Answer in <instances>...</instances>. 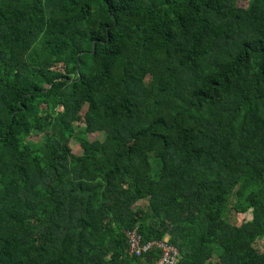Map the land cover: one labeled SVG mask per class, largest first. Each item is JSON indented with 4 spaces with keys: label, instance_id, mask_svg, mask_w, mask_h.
<instances>
[{
    "label": "trees",
    "instance_id": "obj_1",
    "mask_svg": "<svg viewBox=\"0 0 264 264\" xmlns=\"http://www.w3.org/2000/svg\"><path fill=\"white\" fill-rule=\"evenodd\" d=\"M241 1L0 0V264H157L134 230L264 264V0Z\"/></svg>",
    "mask_w": 264,
    "mask_h": 264
},
{
    "label": "built area",
    "instance_id": "obj_2",
    "mask_svg": "<svg viewBox=\"0 0 264 264\" xmlns=\"http://www.w3.org/2000/svg\"><path fill=\"white\" fill-rule=\"evenodd\" d=\"M130 249L132 253L141 255L147 252L153 246L161 248V258L157 264H176L180 258L179 250L168 242V239L162 241H151L142 243V237L137 230L130 232Z\"/></svg>",
    "mask_w": 264,
    "mask_h": 264
},
{
    "label": "rangeland",
    "instance_id": "obj_3",
    "mask_svg": "<svg viewBox=\"0 0 264 264\" xmlns=\"http://www.w3.org/2000/svg\"><path fill=\"white\" fill-rule=\"evenodd\" d=\"M250 1L251 0H243V1L240 2V4L243 5V6H248L249 3H250ZM89 136L93 140V139L101 138L102 135H101V133L96 132V133H92ZM42 140H43V134H41V133H35L31 137V142L33 144H38ZM71 147H72V150H73L74 153H79L80 152L79 143L77 141L72 140L71 141ZM140 204L141 205H144V204H146V201L143 200V201L140 202ZM245 217H246V219H250L251 218V213L250 212L249 213H246L245 214ZM233 221L235 222V217L233 218ZM262 242H264V240H261L260 241L261 245H262Z\"/></svg>",
    "mask_w": 264,
    "mask_h": 264
}]
</instances>
